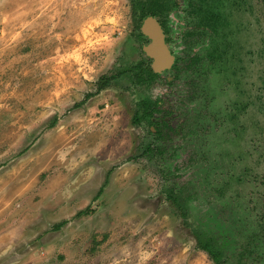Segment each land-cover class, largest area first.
<instances>
[{
	"label": "rangeland",
	"instance_id": "374dc122",
	"mask_svg": "<svg viewBox=\"0 0 264 264\" xmlns=\"http://www.w3.org/2000/svg\"><path fill=\"white\" fill-rule=\"evenodd\" d=\"M185 3L0 0V264H213L191 234L211 206L233 218L226 264H264V0L204 1L196 23L217 19L218 35L198 50L202 114L142 156L155 130L134 115L186 86H166L170 72L137 83L133 13L160 9L177 54ZM171 183L188 191L186 223Z\"/></svg>",
	"mask_w": 264,
	"mask_h": 264
},
{
	"label": "flooded vegetation",
	"instance_id": "af4514ba",
	"mask_svg": "<svg viewBox=\"0 0 264 264\" xmlns=\"http://www.w3.org/2000/svg\"><path fill=\"white\" fill-rule=\"evenodd\" d=\"M204 1L205 0H190L189 2V0H186L184 6L185 8L181 11L183 14L182 20L185 21V28L181 37L183 49L180 53L177 54L172 48V40L169 36V31H167L165 26L163 27L161 25L160 16H147L152 17L157 21L163 33L165 45L173 58V64L168 69L163 70L160 73L153 72L151 68L152 62L150 59L147 58V60L149 61V69L151 73L156 76L155 78H151L150 80L153 83H157L161 80L160 78L163 73L170 72L172 73V77L162 81L166 86L173 87L178 82L182 83V87L186 86L184 94L178 95L176 99L177 101H175L177 103L174 106H170L169 103L172 101H166L165 97H162L161 99L151 103H144L142 106L143 114L140 117L149 118L146 115L143 116L144 113L147 114L149 111V109L146 110L147 107H151L153 108V111H155L152 115V119L149 118L152 121L151 123L154 125L155 130L154 132L150 130L151 139L153 136L155 137L157 132L159 131H163V133L164 131L168 132L167 134H163L166 137L165 145H167V150L170 147L169 141L171 137L181 136L182 133L185 135L186 127L191 126L193 124V121L195 120L194 118H199V115L202 114L200 108L196 106L197 104H199V102H202L204 100L205 92V88H203L204 79L202 75V70L200 69V67H202L203 65V58L200 57L198 50L202 48L207 39H211L212 42H214L218 35V31H216V33H212L211 31L212 28H216V25H214L215 22H213L212 19H210L212 22L210 21L211 25L208 27H201L196 23L198 11L199 9L201 10L204 6ZM190 7L193 8V11L195 9L194 13ZM179 9L180 5L176 1H172L171 5L169 6L168 12L174 13L175 10L178 11ZM216 15L217 17H219L218 14ZM164 28L167 34H165ZM143 39L144 45L142 46V48L148 44L147 39H145L144 37ZM212 56H216V53L214 51L213 53H211V55H209V58L212 59ZM178 118H180L179 123L173 125V121ZM140 120H142V118ZM164 123L166 124L165 127L163 126ZM197 128H200V125H198L196 129Z\"/></svg>",
	"mask_w": 264,
	"mask_h": 264
},
{
	"label": "trees",
	"instance_id": "16d2710c",
	"mask_svg": "<svg viewBox=\"0 0 264 264\" xmlns=\"http://www.w3.org/2000/svg\"><path fill=\"white\" fill-rule=\"evenodd\" d=\"M190 2V0H189ZM193 11V8L190 7ZM195 11V9H194ZM193 11V13H194ZM159 13H161V10L154 9L151 6V9H141L139 13L135 11L133 13L134 17L138 21V29H140L141 22L145 17L152 16V17H159ZM213 22H216L217 19H212ZM161 25L164 27V22L161 21ZM197 29V28H196ZM216 28L212 29V33L216 32ZM165 34H167L165 28H164ZM139 39L143 42L144 39L139 33ZM144 64V68L142 69V74L136 76L137 83H140L142 80L141 75L143 74L147 75L149 79L155 78L156 76L153 75L149 69V61ZM138 68H142L141 66ZM117 78L116 76L113 77H101L97 86V92L102 91L112 79ZM94 95H88L84 99L85 101L89 98L93 97ZM148 113H144L143 116H147L152 119V115L155 111H153V108L147 107L146 110H148ZM192 117V116H191ZM143 117H138L136 114L134 115L133 123H137L140 121V119ZM194 119H197L195 117ZM193 119V120H194ZM152 122V121H151ZM163 126L165 127L166 124L164 123ZM167 131H159L157 132L156 136L152 137L150 141L145 145L144 152L142 153V156H150L157 155L159 157H162L167 152V145H165V139L166 137L163 134H167ZM171 188H168L166 192V200L169 201L172 206L175 207V209L179 212L180 217L182 220L186 223L188 219L187 210L185 207V202L182 200L184 196L187 195L188 191L185 189V187H182L179 189V186H176L178 183H171ZM212 211H210L206 218L203 220H199L198 224L194 226L191 229V234L195 238L196 242V248L205 253L208 258L212 261L213 264H226V258L224 256V248L222 246V241H230L232 242L233 235H234V223L233 218H230L232 215L231 213L228 214L226 210L219 209L215 206H211ZM66 223L62 222L58 225H55L53 227V230H59L62 228ZM231 236V237H230Z\"/></svg>",
	"mask_w": 264,
	"mask_h": 264
},
{
	"label": "water",
	"instance_id": "95a60500",
	"mask_svg": "<svg viewBox=\"0 0 264 264\" xmlns=\"http://www.w3.org/2000/svg\"><path fill=\"white\" fill-rule=\"evenodd\" d=\"M141 35L148 44L142 48L144 55L151 60L154 73H160L173 64V58L165 45L163 33L157 21L152 17L144 19L140 27Z\"/></svg>",
	"mask_w": 264,
	"mask_h": 264
}]
</instances>
